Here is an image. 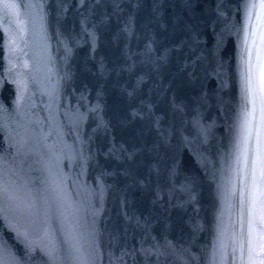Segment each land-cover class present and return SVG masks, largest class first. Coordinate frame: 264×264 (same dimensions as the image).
<instances>
[{"label":"water","instance_id":"water-1","mask_svg":"<svg viewBox=\"0 0 264 264\" xmlns=\"http://www.w3.org/2000/svg\"><path fill=\"white\" fill-rule=\"evenodd\" d=\"M259 0H230L225 184L235 175L243 179L225 186V264L264 261V182L253 170L241 168L238 152L249 153L255 165L257 146L251 128L261 122L248 102L264 89V10L251 9ZM260 131V129H259ZM264 132V129H263ZM237 156L234 165L231 161Z\"/></svg>","mask_w":264,"mask_h":264},{"label":"snow or ice","instance_id":"snow-or-ice-1","mask_svg":"<svg viewBox=\"0 0 264 264\" xmlns=\"http://www.w3.org/2000/svg\"><path fill=\"white\" fill-rule=\"evenodd\" d=\"M251 9H256L259 7L261 10H264V0H259V4L252 3L249 5ZM259 173L260 181L264 182V142L258 144L256 161H255V169H254V181L256 179V173ZM261 195H264V189L261 190ZM51 258V253L48 254ZM260 264H264V261H261Z\"/></svg>","mask_w":264,"mask_h":264}]
</instances>
